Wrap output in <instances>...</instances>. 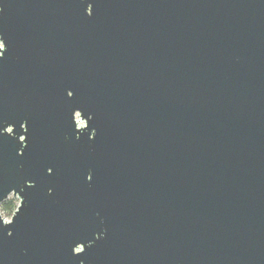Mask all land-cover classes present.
<instances>
[{
  "label": "water",
  "instance_id": "water-1",
  "mask_svg": "<svg viewBox=\"0 0 264 264\" xmlns=\"http://www.w3.org/2000/svg\"><path fill=\"white\" fill-rule=\"evenodd\" d=\"M0 43V264H264V0H0Z\"/></svg>",
  "mask_w": 264,
  "mask_h": 264
},
{
  "label": "trees",
  "instance_id": "trees-1",
  "mask_svg": "<svg viewBox=\"0 0 264 264\" xmlns=\"http://www.w3.org/2000/svg\"><path fill=\"white\" fill-rule=\"evenodd\" d=\"M17 205L13 200H7L0 206V212L6 214L7 216H12L16 210Z\"/></svg>",
  "mask_w": 264,
  "mask_h": 264
},
{
  "label": "rangeland",
  "instance_id": "rangeland-1",
  "mask_svg": "<svg viewBox=\"0 0 264 264\" xmlns=\"http://www.w3.org/2000/svg\"><path fill=\"white\" fill-rule=\"evenodd\" d=\"M0 47H1V43H0ZM79 120V119H78ZM80 121V120H79ZM80 126H84V123L82 122V121H80ZM8 200H13L15 203H16V205L18 206V204H19V199L17 198V197H13L12 195L9 197V199ZM0 214H1V217H2V219L3 220H9L10 221V219H11V216H7L6 214H3V213H1L0 212Z\"/></svg>",
  "mask_w": 264,
  "mask_h": 264
},
{
  "label": "built area",
  "instance_id": "built-area-1",
  "mask_svg": "<svg viewBox=\"0 0 264 264\" xmlns=\"http://www.w3.org/2000/svg\"><path fill=\"white\" fill-rule=\"evenodd\" d=\"M78 119H79V118L76 119V122H77V126H78V128L83 127V126H80L79 123H80L81 120L79 119V120H80V121H79ZM4 222H9V220H4Z\"/></svg>",
  "mask_w": 264,
  "mask_h": 264
}]
</instances>
